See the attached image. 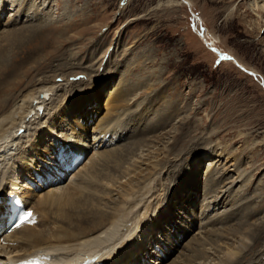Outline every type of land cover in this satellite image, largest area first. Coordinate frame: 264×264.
Returning <instances> with one entry per match:
<instances>
[{"label":"rangeland","instance_id":"obj_1","mask_svg":"<svg viewBox=\"0 0 264 264\" xmlns=\"http://www.w3.org/2000/svg\"><path fill=\"white\" fill-rule=\"evenodd\" d=\"M14 1L0 0L5 5L0 25L7 21L11 25L0 26V44L7 36L14 42L4 62L21 63L20 82L30 84L62 73L61 67L71 60L83 69L64 73L81 72L80 79H86L83 74L97 75L99 69L93 83L101 93V108L112 91L141 103L127 121L132 119L134 127L132 142L125 146L147 140L158 151L147 157V152H138L129 164L139 175L130 176L120 170L119 159L109 155L100 160L96 178L144 180L153 173L147 165L162 158L156 159V153H166L170 160L159 167L165 177L164 197H174L182 185L189 188L172 199L175 214L199 213L211 206L208 214L220 218L218 223L237 222V228L246 225L258 234L264 227V0H185L190 7L183 0ZM17 11L21 15L15 16ZM211 47L234 61L220 58ZM84 90L83 86L80 91ZM214 184L209 194V185ZM115 189L111 200L118 198ZM190 224V230L178 223L170 227L186 242L190 234L203 231ZM161 234L168 238L167 251L172 237L167 231ZM247 242L250 251L241 264H264V234L257 246L252 239ZM151 259L157 257L141 264H153Z\"/></svg>","mask_w":264,"mask_h":264},{"label":"bare ground","instance_id":"obj_2","mask_svg":"<svg viewBox=\"0 0 264 264\" xmlns=\"http://www.w3.org/2000/svg\"><path fill=\"white\" fill-rule=\"evenodd\" d=\"M184 3L190 7L185 0ZM4 8L0 4V13ZM19 11L14 15H21ZM0 26L11 27L8 21ZM5 40L0 44V264H16L38 255H43L49 264H141L151 256L157 257L154 262L150 260L153 264H166L169 260L167 264H241L250 251L251 243L247 241L252 239L255 246L260 243L264 227L260 226L254 235L246 225L237 228L235 225L240 223H218L220 218L208 214L211 206L202 207L199 213L175 214L172 199L189 188L182 185L174 197H164L165 177L159 167L163 160L169 162L166 153H156V159L162 158L147 165L153 173L145 175L148 178L144 180L136 176L127 182L111 175L96 178L100 160L109 155L119 159L120 170L130 176L139 175L129 164L138 152H147V157L158 151L156 144L148 145L147 140L136 147L125 146L132 142L129 139L134 127L131 118L127 121L141 103L129 102L130 98H120L119 92L114 95L112 91L101 108V93L93 83L100 76L99 69L94 76L83 74L86 79L78 77L81 72L64 73L67 69H83L74 60V64L68 60L61 67L62 73L24 84L20 82L21 63L7 66L8 62H4L7 49L14 43L8 36ZM25 74L28 77L29 73ZM83 86L86 90L81 92ZM13 92L19 94L10 96ZM80 118L84 125L80 124ZM122 141L126 142L124 149ZM57 147L60 148L55 151ZM58 151L62 153V161L57 158ZM71 153L83 156L84 160L70 173L65 165ZM213 186L216 185H209L211 192L207 188L209 194ZM114 188H118L115 189L118 198L111 200ZM12 195L22 199L25 210H30L32 216L10 233H4L7 199ZM245 216L250 214L247 212ZM188 222L198 230L201 226L203 231L190 234L185 242L184 237L180 239L172 233L170 224L178 223L180 228L190 230L193 226L190 223L187 226ZM165 231L172 237V246L167 251L168 238L159 237Z\"/></svg>","mask_w":264,"mask_h":264},{"label":"water","instance_id":"obj_3","mask_svg":"<svg viewBox=\"0 0 264 264\" xmlns=\"http://www.w3.org/2000/svg\"><path fill=\"white\" fill-rule=\"evenodd\" d=\"M211 50L218 52L217 49L214 48V47H211ZM218 53H219L220 58H222V59H228L227 55H225L224 53H221V52H218ZM230 58H231L230 60H233L232 57H230Z\"/></svg>","mask_w":264,"mask_h":264},{"label":"snow or ice","instance_id":"obj_4","mask_svg":"<svg viewBox=\"0 0 264 264\" xmlns=\"http://www.w3.org/2000/svg\"><path fill=\"white\" fill-rule=\"evenodd\" d=\"M228 59H231V58L228 57ZM31 216H32V213L31 212L27 213V217H31Z\"/></svg>","mask_w":264,"mask_h":264}]
</instances>
